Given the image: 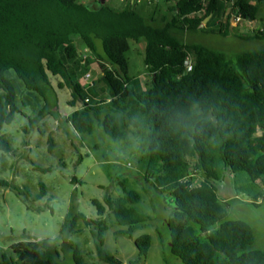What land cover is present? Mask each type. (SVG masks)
Here are the masks:
<instances>
[{
	"label": "trees",
	"instance_id": "16d2710c",
	"mask_svg": "<svg viewBox=\"0 0 264 264\" xmlns=\"http://www.w3.org/2000/svg\"><path fill=\"white\" fill-rule=\"evenodd\" d=\"M89 1L0 0V130L21 113L7 72L43 99L52 88L50 78L59 77L57 88L69 90L67 105L74 109L65 123L76 133L91 135L98 127L123 143H128L129 132L139 136L138 162L145 182L173 203L167 247L180 264H264L263 252L253 248L251 228L228 218L217 188L224 173H244L240 191L252 206L264 208V48L241 53L231 62L221 53L182 41L189 32L264 40L263 29L242 32L231 27L232 18L255 22L264 0H232L228 12L224 0H159L170 4L166 11L171 17L163 28L136 11L139 0H116L115 7ZM139 40H144L146 88L129 76L125 58L129 41ZM93 64L99 74L86 82ZM96 84L107 92L106 98L100 97L102 89ZM49 114L45 105L28 123L32 126ZM48 143L51 149L50 138ZM11 150L0 137V152ZM118 183L122 197L91 200L96 218L69 213L59 233L62 238L77 233L78 221L92 225L97 258L123 264L102 249L109 211L123 228L114 235L133 240L137 249L136 260L128 264H140L151 237L133 234L149 217L133 207L140 194L126 180ZM7 186L0 180V187ZM39 187V196L45 195L44 185ZM10 249L12 255L1 254L0 264H61L48 242H18ZM73 258L80 263L77 248Z\"/></svg>",
	"mask_w": 264,
	"mask_h": 264
},
{
	"label": "rangeland",
	"instance_id": "374dc122",
	"mask_svg": "<svg viewBox=\"0 0 264 264\" xmlns=\"http://www.w3.org/2000/svg\"><path fill=\"white\" fill-rule=\"evenodd\" d=\"M94 1L114 7L118 2ZM89 2L93 4V0ZM231 2L232 0H224L227 12ZM169 6L170 4L159 0H139L133 7L151 21L154 27L163 28L171 17L166 11ZM231 27L242 32L253 28L264 30V3L259 7L255 22L237 24L231 21ZM182 41L221 53L231 62L241 53L264 48L262 39L240 40L231 35L223 37L199 32L185 34ZM73 43L76 45L75 41ZM143 45L144 40L129 41L125 58L129 76L139 78L143 88H146L148 86H144V83L149 84V77L143 63ZM91 67L96 68L95 64ZM86 74L90 76L88 82H92L94 78L90 70ZM6 77L16 89V105L21 113H16L13 121L0 130V137L12 149L11 153L0 152V180L8 185L7 188L0 187V255H12L10 247L18 242L44 241L57 249L61 264H76L73 258L74 248L79 251V264H105L97 258L96 230L92 225L86 226L78 221L77 233L64 238L59 231L64 217L69 213L79 212L87 220L95 219L91 200L102 202L105 196L113 199L122 197L118 181L124 179L127 187L141 196L140 202L133 207L149 217V221L138 227L133 234L134 237L142 234L151 237L146 260L140 264H180L167 247L171 233L167 223L172 217L173 203L169 195L158 193L145 182L138 162L139 136L129 132L128 143L114 142L98 127L91 135L78 134L65 123L66 117L74 109L67 105L69 90L57 88V83L61 81L59 77L50 78L52 88L46 89L44 99L24 89L22 82L12 71L7 72ZM83 79L84 77L81 80ZM96 85V89H102L98 91L100 97L106 98L104 88ZM45 105L51 114L30 126L28 119L36 117ZM49 138L53 143L51 149ZM246 178L244 173H224L217 183L218 197L229 219L249 225L253 234V248L264 254V208L252 206L251 198L240 191ZM39 184H43L46 189L43 196H39ZM104 218L107 230L103 233L102 249L123 264L136 260L137 249L133 240L114 235L115 231L123 228L116 225L109 211ZM199 238L204 239L202 235Z\"/></svg>",
	"mask_w": 264,
	"mask_h": 264
},
{
	"label": "built area",
	"instance_id": "2783aa9c",
	"mask_svg": "<svg viewBox=\"0 0 264 264\" xmlns=\"http://www.w3.org/2000/svg\"><path fill=\"white\" fill-rule=\"evenodd\" d=\"M231 21L236 22L237 24H245V23L242 22V20H241L239 17H238V18H232ZM248 23H249V22H247L246 24H248ZM184 66H185V68H186V71H189V70H190L191 66H190V62H189V60H186V61L184 62ZM88 80H89V74H87V75L85 76V81L88 82Z\"/></svg>",
	"mask_w": 264,
	"mask_h": 264
},
{
	"label": "crops",
	"instance_id": "0c3cea01",
	"mask_svg": "<svg viewBox=\"0 0 264 264\" xmlns=\"http://www.w3.org/2000/svg\"><path fill=\"white\" fill-rule=\"evenodd\" d=\"M95 67H96V65H95ZM90 73L92 74V78H96L97 76H98V71H97V69L96 68H93L92 69V67L90 66Z\"/></svg>",
	"mask_w": 264,
	"mask_h": 264
},
{
	"label": "water",
	"instance_id": "95a60500",
	"mask_svg": "<svg viewBox=\"0 0 264 264\" xmlns=\"http://www.w3.org/2000/svg\"><path fill=\"white\" fill-rule=\"evenodd\" d=\"M209 19V17L205 18L203 21L206 22Z\"/></svg>",
	"mask_w": 264,
	"mask_h": 264
}]
</instances>
